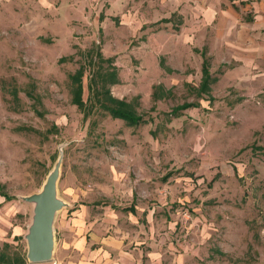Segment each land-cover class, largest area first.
<instances>
[{
  "label": "rangeland",
  "instance_id": "rangeland-1",
  "mask_svg": "<svg viewBox=\"0 0 264 264\" xmlns=\"http://www.w3.org/2000/svg\"><path fill=\"white\" fill-rule=\"evenodd\" d=\"M253 2L0 0V250L27 264H264V11ZM204 49L213 82L200 95ZM90 52L113 59V96L148 124L73 105L69 77L85 63L90 96ZM186 103L196 107L169 119ZM56 168L53 260L31 263L36 197Z\"/></svg>",
  "mask_w": 264,
  "mask_h": 264
},
{
  "label": "trees",
  "instance_id": "trees-1",
  "mask_svg": "<svg viewBox=\"0 0 264 264\" xmlns=\"http://www.w3.org/2000/svg\"><path fill=\"white\" fill-rule=\"evenodd\" d=\"M162 22L169 23L171 20L165 19ZM202 63V80L199 88L200 95L209 94L210 87L213 82L211 74L210 59L207 56V49L201 52ZM68 58L60 59V63L67 61ZM86 60L97 67L90 78L88 85L89 99L84 100V77L87 71V65L82 64L80 68L69 79L72 83V103L85 115L87 118L91 115L94 109L101 110L113 119L123 121L128 127H139L148 124L151 119H146L145 115L140 114L136 105L127 100H121L113 96L111 88L120 83L118 69L112 66L113 59H105L100 52L86 54ZM106 65V67L104 66ZM164 67V62H162ZM11 95L15 101V105H20L19 89L13 87ZM196 107V104L186 103L174 108L170 113L166 114L169 119L171 117L178 118L183 111ZM10 199V198H8ZM123 211L135 213V209L124 208ZM0 264H27L25 259L16 255L10 254L7 250H0Z\"/></svg>",
  "mask_w": 264,
  "mask_h": 264
},
{
  "label": "water",
  "instance_id": "water-1",
  "mask_svg": "<svg viewBox=\"0 0 264 264\" xmlns=\"http://www.w3.org/2000/svg\"><path fill=\"white\" fill-rule=\"evenodd\" d=\"M59 168L48 179L42 196L36 197L39 207L35 212L33 225L27 236L29 243L28 258L31 263H43L53 260L55 241L53 225L60 204L56 201L55 184Z\"/></svg>",
  "mask_w": 264,
  "mask_h": 264
},
{
  "label": "crops",
  "instance_id": "crops-1",
  "mask_svg": "<svg viewBox=\"0 0 264 264\" xmlns=\"http://www.w3.org/2000/svg\"><path fill=\"white\" fill-rule=\"evenodd\" d=\"M253 1H255L252 4H253V7L256 9V11H258V10L264 11V0H253ZM214 11H217V9H215ZM219 11L222 12L223 9H221V10L219 9ZM81 246H85V244L81 243ZM80 264H91V263L81 262Z\"/></svg>",
  "mask_w": 264,
  "mask_h": 264
}]
</instances>
